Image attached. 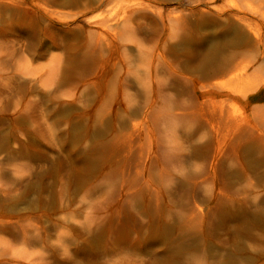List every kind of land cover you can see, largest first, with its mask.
I'll return each mask as SVG.
<instances>
[{"label":"rangeland","instance_id":"1","mask_svg":"<svg viewBox=\"0 0 264 264\" xmlns=\"http://www.w3.org/2000/svg\"><path fill=\"white\" fill-rule=\"evenodd\" d=\"M0 264H264V0H0Z\"/></svg>","mask_w":264,"mask_h":264}]
</instances>
